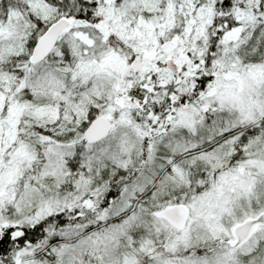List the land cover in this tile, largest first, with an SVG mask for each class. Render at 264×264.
Masks as SVG:
<instances>
[{"label":"rangeland","instance_id":"374dc122","mask_svg":"<svg viewBox=\"0 0 264 264\" xmlns=\"http://www.w3.org/2000/svg\"><path fill=\"white\" fill-rule=\"evenodd\" d=\"M24 1V9L27 15L38 14V16L50 18L52 14L56 12V9L51 8L44 2L37 0ZM97 1L101 3V0ZM143 1L149 6V8L144 10L147 16L151 13L150 7H152V3H155V1ZM143 1L141 2L144 4L145 2ZM198 1L200 2V0ZM212 1L213 0H203L202 7L205 15L199 11L197 14L191 13L190 17H182L183 20H185L184 33L186 35V38L183 37V39L189 40V38L192 37L189 32L193 26V34L196 35L199 41V43L195 42L193 44L194 46L187 49L183 55L175 52V54H173L174 57L166 54L164 56L158 54L157 58H153L152 56V54L156 52L160 51V53H165L164 51L170 50L171 43L169 40L171 41V39L167 33L170 30L171 22H174L173 17L175 16V9L172 1L168 0L167 9L172 8V14L168 13L164 16L163 11L160 15L163 18L152 16V18L150 17L148 19L133 16L124 21L123 18L119 20L117 14L116 19L115 11L112 12L110 18L113 20V23L122 28L121 36L129 43L125 45V47L130 50L128 51V55L124 52L118 53L115 49H109L106 39V36L112 32L109 23L105 24L104 21H101L96 29H92L75 21L74 24L76 27L71 29L69 34L65 35V39L62 40L60 45L57 46L56 44L57 47L55 46L56 48L55 50L53 49L54 51L51 54L53 56L50 55L49 58H45L41 63L33 65L36 66V68L27 67L20 68V70H17L19 69L17 68V73L11 74L10 76L4 73L5 69L3 68L5 64L9 62V58L25 52L24 42L27 33L24 32L26 30L25 24L18 22H23L25 19L24 15L18 14L19 8H17V10L12 9V12L8 13L7 22L4 25L0 23V222L6 221L3 214L1 216V213L9 212L8 207L10 206L11 210H14L10 222H15L14 225L19 222L24 223L26 220H30L36 224L39 222V218L41 219L43 216L53 214L55 210L54 204H57L60 198H62L61 196L64 195L62 185L66 186L62 179V176L66 173L63 168L64 160L72 161L73 158H76L83 162L81 164L82 168L87 167V163L84 161L87 160V157L88 160L91 161L92 168H89L88 183L86 182L90 189H85V180L81 179L82 185L79 186L78 190L82 193L87 191L91 193L97 192L95 189L99 187L103 180H106L109 174H112L116 170L114 168L109 169L112 165L125 170L123 171V174H126L125 176L121 175L122 173L118 175L121 180L130 175L127 166L131 167L134 165L136 167L139 164V155L142 146L140 144V140L142 141V130L138 128L137 123L134 122L131 117L133 110L123 109V106H118L115 100L117 98L118 100L130 99V97L122 95L133 88L134 85L132 80H136L134 72L140 60L148 67L149 61H158L161 59L165 62L168 58L171 59L167 61L174 59L179 63L180 67H177L173 60V64L175 65L173 68L175 71L169 70L173 74L171 75L167 70H164L163 74L167 73V75H170L171 78L167 82H171V84L176 87L188 85V87L191 88V84L197 75L202 76L203 74H209L210 70L208 71V60L206 59L205 52L207 48L206 44H213L211 28L207 30V22L205 26L204 24L198 23V19H201V16L208 17L209 14L211 15V9L204 5ZM106 2L107 0H102V3L106 4ZM135 3L140 4V2L137 1ZM213 4L214 2L212 5ZM112 7L114 6L112 5ZM105 12L106 11H104V13ZM119 16H121V13H119ZM102 23H104V27L101 26ZM186 23L189 25L186 26ZM232 31V38L230 37L229 42H222L219 46H216L217 52V48L219 47L223 53L219 54V60L216 59L215 55V59L212 63L217 68H220V71H216L213 83L207 85L206 90L201 95V97H203L201 103L205 105L203 109L210 112L213 111L212 107L216 105V107H218L217 111H220L219 115L225 119L234 114H246L252 111L253 108H249V111L247 107L249 101L252 102L254 106L255 104L260 106V103L264 101V88L261 90L260 86L261 81L264 80V60L259 63L250 64L251 66L244 67L243 60L239 55L243 50L241 44L242 38L239 34L240 31H235V29H232ZM15 32L17 36L13 34ZM42 34L43 32L39 29L36 30V32H31V35L28 34L31 37L30 40L34 39L32 50L36 42L41 40L40 37H43ZM11 35L14 36L15 39H9ZM19 35L22 37L24 36L23 40L18 38ZM173 39L174 36H172V40ZM194 47L200 49V51H195L196 49H194ZM62 52L70 58V62H72V58L80 59L77 66H75V71L72 69L70 78L63 73L68 71V67L63 65V62H66V60L62 56ZM194 58L197 60L196 62ZM201 61L203 62L200 63ZM54 67H60V70L63 71L59 73L53 69ZM113 68L118 70L119 75L118 77L116 76L117 81L115 80L108 86L110 90L106 89L107 92H105L104 89L102 91V88L106 86V84H104V80L100 78L102 76L98 75L107 70L112 71ZM204 68L206 70L205 73L202 72ZM85 71H87V75L83 74ZM19 76L31 78H27L29 81L27 79L22 80L20 84L13 88L17 84L16 82H19L17 81ZM173 76L176 77L178 84L175 83ZM248 84H250L249 88L247 87ZM245 86L249 92L260 89L262 93L257 96V99L256 97L246 98L247 93L240 97L239 93L240 91H242V93L245 91ZM103 96L105 98V104L99 105L100 102H97L98 105L90 104L95 101L94 98ZM73 97L75 99H73ZM78 97H81L82 100L79 103H77ZM255 100L257 101L253 103ZM236 102H240L239 105H236ZM60 103L64 106L61 107ZM68 103L70 106H68ZM88 103L92 108H96L102 112V114L99 113V116L101 115L113 119L118 127H116L104 141L96 143V145H86V147L89 148L96 146L97 151L84 148L86 152L83 151L76 154L74 147H71L72 145L75 146L73 142L58 145L54 140V135L56 133V128L59 125L64 126V124L68 122L67 118L71 116L73 119L78 117L74 120L76 122H78L80 118L83 122L88 121V123H86L88 126L92 120H90L88 116H80L85 112L84 110ZM189 106L190 108L188 111L192 108L191 104ZM66 113L69 114L68 117L65 115L60 116ZM177 113L180 114L179 112ZM175 122L176 120L173 123ZM81 123L82 121L79 122L80 125H82ZM184 128L191 131L192 134L195 133L191 123H188V121L184 124ZM36 130L40 133L39 135L35 134ZM164 137L157 142L154 141L150 143L148 149L144 151V153H148L146 163L144 164L146 170L157 164L158 153L162 158L166 150L172 151L174 149L172 147L174 135L172 134L167 138L165 135ZM23 138H26L28 141L27 144L23 142ZM37 145L41 148L40 154L34 150ZM58 146L63 147L64 150ZM76 147L78 148V145ZM209 151L210 150H204L200 153L196 152L189 160L185 161H195L197 159L196 161L201 162L217 156V152ZM227 152L228 151H224V153ZM257 152L263 155L262 160H254L250 165L253 164L255 170L262 169V171H257L259 173L254 172L253 180H251L252 177L248 179L243 178V170L242 172L237 171L240 179L234 181L230 178H226V173L222 172L227 170L222 169L219 170L220 173L213 184H204V186L198 188V190L204 193L215 191L218 193L221 191L230 192L234 189L236 192L234 198H236V196L237 198L234 201H229V197L226 199L224 198L223 206H218V209L214 205L213 208L208 206L210 204V201H208L211 197L210 194H201L199 198L202 199V203L208 206L207 209L212 210L213 213H215L216 209L217 213L223 215L227 214V212L231 213V216L225 220L223 219L222 221V218L219 219L224 224H222L223 226L228 225L227 230L230 233L238 224H243L242 222L246 220L244 224L252 222L249 220L259 218L258 214L264 211V148L257 150ZM43 159H47V164L49 165L48 169H45L42 165L39 166L40 161ZM215 160H217V158H215ZM262 164L263 166L259 168ZM178 166V163H173L170 168L172 170L168 173H164L163 177L157 181V184L154 186V191L158 196L164 192V183L168 174L173 173L175 176L180 175L177 173ZM159 167L162 169V166ZM152 169L154 168L152 167L150 171ZM146 170L144 173L141 172L137 175L139 176V181L143 184L140 192L150 186L149 183L151 179L145 175ZM211 170L215 171L216 167L211 168ZM229 173L231 174V172ZM205 188L207 189L205 190L206 192L204 191ZM148 202L154 203L155 200ZM125 203L126 202H124V204ZM232 203V210H230ZM178 204L185 203L169 200L163 205L172 206ZM29 207L30 210L28 211L33 210L36 213L38 212L37 215H32L30 212L27 215L26 208ZM161 207L162 205L159 209ZM195 208H199V205H195ZM61 210H63V208H61ZM29 216L32 217L29 218ZM46 218L48 217H45V219ZM158 221L167 225L166 222L161 219ZM204 226L206 227V224ZM3 227V225L0 226V231ZM10 227L16 228V226L13 225H10ZM260 228L261 227L257 226V224L252 227V229H255L253 236L249 238L251 233L248 235L245 244L242 246L243 249L238 252L242 254L251 252L252 247L255 246L254 241L257 242L264 238V231ZM206 230L209 231L207 227ZM230 239L232 244H229V246L237 247V245H233L235 241L234 238L231 237ZM173 244L176 248H173L171 251L172 253L178 254L180 251L177 247L180 245V241L175 240ZM68 253H70V249L65 245L56 250L54 256L56 258H68L71 256ZM227 253L228 252L225 254ZM24 255L29 256L26 251L24 253H18L19 257ZM157 255L162 254L158 252ZM245 255L248 256L249 254ZM16 256H11V258H16ZM165 257L169 260L174 259V255L169 253L168 256ZM225 258L228 259H223L221 257V261L216 264H264V248L259 253V256H251L248 260L238 261L235 253H231V255ZM127 259L128 258H126L124 263L132 264V261H127ZM210 262L214 263L215 259H212ZM24 264H28V262Z\"/></svg>","mask_w":264,"mask_h":264},{"label":"trees","instance_id":"16d2710c","mask_svg":"<svg viewBox=\"0 0 264 264\" xmlns=\"http://www.w3.org/2000/svg\"><path fill=\"white\" fill-rule=\"evenodd\" d=\"M37 1L46 3L51 8L56 9V12L52 14L50 18H44L38 16V14L27 15L24 9V0H0V23L2 25L7 22L8 13L12 12V9L17 10V8H19L18 14L25 16V19L23 18V22H18L25 24L26 30L24 32L27 34L25 35L26 40L24 42V49L26 50L20 55H14L9 58V62L5 64V67H1L5 69L4 73L9 76L17 73L16 71L20 70V68H36V66L30 64V55L34 39L30 40L31 37L28 34L31 35V32H36L38 29L44 32L52 22L60 17L64 16L74 21L84 20V22L87 23L99 24L101 21H104L105 24L109 23L112 28V32L106 36L109 49H115L118 53L124 52L128 55V51L130 50L126 48L125 45L129 43L124 40L123 36H121L122 28L113 23V20L110 18L112 12L115 11V15H118L119 20L120 18H123L124 21L133 16L148 19L150 17L152 18V16L161 17L160 15L163 11L164 16L168 13L172 14V8L167 9L168 0H154L155 3H152V7H150L151 13L147 16L145 15L144 10L149 8V6H147L146 2L143 0H107L106 4L102 3V0L101 3H98L97 0ZM136 1L140 2V4H136ZM141 1L145 3L143 4ZM171 1L175 9V16L173 17L174 22H171L169 32L164 33H167L169 37L171 36L170 39L172 36L176 37V35L181 37V48L187 50L194 46L193 44L195 42L199 43V41L196 35L193 34V26L189 32L192 37L189 38V40L183 39V37L186 38V35L184 33L185 20H183L182 17H190L191 13L197 14L199 11L205 15L202 7L203 0H200V2L198 0ZM213 2L214 4L212 5ZM112 5L114 7H112ZM204 6H208L211 9V15L209 14L208 17L201 16V19H198V23L203 25L207 22V26H209L214 18L213 27L217 26L220 21L221 25L227 23L229 26L240 28L239 34L242 38L241 44L243 50L241 54L239 53V55L243 60L244 67L251 66L250 64L259 63L264 60V0H213L211 3L208 2ZM104 11L106 12L104 13ZM119 13H121V16H119ZM220 13L222 14V17H220ZM117 15L115 16L116 19ZM187 25L189 24L186 23V26ZM13 34L17 36L16 32ZM23 37L21 35L18 36L20 40H23ZM9 39L15 38L11 35ZM206 46L205 55L208 60V71L210 70L209 74L207 77L199 79L201 80L199 82L197 81L195 83V79L191 84L192 87L196 86V90L199 92L200 97L206 90L209 82L212 81L213 76L216 75V71H220V68H217L212 63L215 59V55L216 59L219 60V54L223 53L220 48H217V52L214 41L213 45L206 44ZM194 49H196L195 51L197 52L200 51V49L195 47ZM62 56L66 60V62H63V65L68 67V71L63 73L70 78V73L72 71L71 65L74 63L76 58H72V62H70V58H68L64 52H62ZM155 58H157V56ZM194 61L196 62L197 60L194 58ZM157 63L163 67L164 71V60L160 59ZM60 67H54L53 69L60 73L63 71L60 70ZM163 73H159L158 76H160V78L152 82V88L150 91L146 86L147 83L144 76L136 80H132L134 85L133 88L135 89L137 97L140 100L148 98L147 109L144 112L149 113L151 111L155 114L165 115L171 112V110H169V101L174 98V95L172 96L171 94L172 91L180 96H183L184 94L188 95L191 90L188 85L176 87L173 86L171 82L168 83L167 81L171 78V76L167 75V73ZM83 74L87 75V71ZM118 75V70L114 68L112 71L107 70L106 72H102L98 75L102 76L100 78H102L104 80V84H106V86L102 88V91L104 89L105 92H107L108 89L110 90L108 86L116 80V76L118 77ZM173 77L175 79V83L178 84L176 77ZM27 78L30 79L31 77L25 78L24 76H19L17 80L19 82H16L17 84L13 88L20 84L22 80ZM249 86L250 84L247 85L248 88ZM247 87L245 86L246 89ZM245 93L246 92L243 91V93L239 96L242 97ZM259 94L260 93L257 92V95ZM246 95L251 94L249 93ZM99 98H94V102L96 103L91 102L90 104L98 105L97 102H100L99 105L105 104L104 96ZM201 98L203 99V97ZM73 99L75 98L73 97ZM77 101V103L81 102V97H78ZM90 104L88 103L89 106L87 105L84 110L85 112H83L80 116H88L89 119L92 120L95 116L99 115V113L102 114V112L96 108H92ZM62 106L64 105L61 104V107ZM68 106H70L69 103ZM176 106L177 112L181 114L182 110L179 105ZM144 112L134 111L131 115L134 122L137 123L138 128L142 130V141L140 140V144L142 146L138 166H127V170L130 172L129 176H126L122 178L123 180H121L118 175L121 173V175H124L123 171L125 170L112 165L109 169L114 168L116 170L112 174H109L106 177V180H103L99 187L95 189L97 192L91 193L87 191L82 193L78 190L79 186L82 185V182L80 181L81 179L85 180V189H90L87 184V179L90 173L89 168H92L91 161H89L87 157V160H84L87 163V167L82 168L81 164L83 162L77 160L76 158H73L72 161L64 160L63 168L66 173L62 176V179L66 186L62 185L64 195L61 196L62 198H60V201H58L57 204H54L55 210L53 214L43 216L41 219L39 218V222L36 224L30 220H26L24 223L19 222L14 225L15 222H10L11 217H13L12 214L14 213V210H11V206L8 207L9 212L1 213V216L3 214L6 221H1L0 226L7 225L10 227V225H13L16 226V228H6V230L3 227L0 231V264H13L10 259L11 256H18V253H24L25 251L29 254V256L24 255V257L36 258V260L28 261V264H38L40 262H43L44 264H82L84 262H82L80 258L83 257H96L106 264H126L124 263L126 258H128L127 261H132V264H216L221 261V257L223 259H228L225 258L227 255L223 254L225 251L223 248V240H227V238H225V234L220 236L221 234L218 232L220 231L219 229L228 231V225L223 226L224 224L222 221L223 219L225 220L230 217L231 213L227 212L225 215L217 213V209L219 208L218 206L220 205L214 199L215 194L218 192L204 193L198 190V188H201L204 184H213L216 180L215 176H218L220 173L219 170H228L231 171V175H234L238 166L246 169V165H249L252 161L257 159L262 160L263 155L257 152L256 149H253V152L250 154L253 158L251 161L249 160L250 162L248 161L246 165L243 160L238 158L239 152L237 147L240 145V136L233 134L236 130H232L233 128H230V130L227 128L220 130L218 127L214 126L216 125L214 119H217L216 116L220 114V111L216 110L204 112V110H201L200 105L192 104L191 110L185 112V115L186 121H188L190 117L193 119L191 126L195 130L194 134L184 128V126L181 125L182 123L180 120L178 121L173 119L167 125L168 127L166 126L167 128L165 132L161 131L160 134L155 133L157 136L150 141H147L146 137L149 133V129L150 132L153 131V121H148V116L144 117L142 115ZM256 112L260 113L259 115L262 113L260 109ZM64 115L68 117L69 114H61L60 116ZM213 117V121L215 123L214 125L213 123H204L207 118L212 119ZM77 118L78 117H75V119H73L72 116L68 117V122L64 124V126L59 125L56 128L54 140L58 145L73 142L75 146L72 145L71 147H74L76 154L83 151L86 152L84 148L97 151L96 146L91 148L86 147L88 143L83 137V132L88 121L83 122L81 118L78 122L74 121ZM197 119L201 120L200 123L196 122ZM175 120L176 122L173 123ZM80 121H82V125L79 124ZM156 126H159V131L162 127H164L163 123ZM254 131L255 129L253 132ZM35 134L39 135L40 133L36 130ZM172 134L174 135V139L172 141V147L174 149L172 151L166 150V153L162 158L157 152V164L152 166L154 169L150 171L151 167L146 170L144 164L146 163L148 153H144V151L148 149L150 143L159 141L165 135L167 138ZM22 140L26 144L28 143L26 138H23ZM77 145L78 148L76 147ZM35 148L36 149L34 150L40 154L41 148L38 145ZM61 149L64 150L63 147H61ZM204 150H210L209 152L215 151L217 152V156L201 162L196 161L197 159L195 161H185L189 160L194 153H200ZM224 151L228 152L224 153ZM243 154L244 153H241V155ZM215 158H217V160H215ZM231 161L233 163H231ZM173 163L179 164L177 173L180 175L175 176L173 173L168 174L164 183V192L158 196V194L154 191V186L157 184V181L163 177L164 173H168L172 170L170 168ZM263 164L260 165L259 168L263 166ZM40 165H42L45 169L49 168L47 159L40 161L39 166ZM159 166H162V169H160ZM213 167H216L215 171L211 170ZM145 170V175L151 179V182L149 183L150 186L148 188H145L144 191L140 192L143 184L139 181V176L137 175L141 172L144 173ZM259 170L262 171V169ZM259 170H255L254 165L251 164V180L254 179L253 173ZM205 190L207 189L205 188L204 191ZM222 192L223 191L220 193ZM201 194H210L211 197L208 200L210 201V204L208 203V206L213 208L214 205L217 208L215 213H213L212 210H208V206L202 203V199H199ZM88 199H91L94 202L102 203V205H98L99 214L94 216L91 222L74 224L71 220L65 219L69 215H73H71V211L73 209H82V213L89 216L90 213L85 211L83 206V202ZM153 200H155L154 203L148 202ZM169 200L183 202L191 208L192 224L187 232L183 233L171 229L164 223L163 225L160 221H158L159 219L156 218L155 212L160 210L164 206L163 204ZM124 202L126 203L124 204ZM193 203L195 205H199V208H195ZM161 205L162 207L159 209ZM61 208H63V210H61ZM28 210H30V207L26 208L27 215L29 212L32 215H37L38 213L33 210ZM230 210H232V207ZM30 217L32 216H29V218ZM45 217L48 218L45 219ZM221 218L222 221L219 220ZM204 223L209 231L206 230ZM220 224H223V227ZM18 231L22 232V236L19 238H13L12 236L14 232H17L18 235H20ZM175 240L180 241V245L177 247L180 251L178 254L174 252L172 253L171 251L173 248H176L173 244ZM254 242L255 246L252 247V251L245 253L250 254L248 257L247 255L238 252L241 249L231 253H235L238 261L248 260L251 256H259V253L264 248V238ZM65 245L68 249H70V253L68 254L71 256L68 255L70 256L68 258H56L54 256V252ZM158 252L162 255H157ZM168 253L174 255V259H172L174 262L165 257L168 256ZM212 259H215L214 263L210 262ZM39 260L40 262H37ZM101 261H94V264H104Z\"/></svg>","mask_w":264,"mask_h":264},{"label":"flooded vegetation","instance_id":"af4514ba","mask_svg":"<svg viewBox=\"0 0 264 264\" xmlns=\"http://www.w3.org/2000/svg\"><path fill=\"white\" fill-rule=\"evenodd\" d=\"M220 17H222L221 13H220ZM213 19H212V22L210 23V25L208 26L207 30L209 28H211L212 40L215 42L216 46H219L222 42L223 43H227V42L230 41V37L232 38V33H233L232 29H235V31L236 30L240 31V28L229 26L227 23L221 25L220 21H219V24L217 26L213 27L214 26V20ZM77 22L85 24L88 27H91L93 29H96L97 25H98L96 23L84 22V20H78ZM101 26L104 27L103 25H101ZM75 27H76V25H75ZM169 42L171 43V46L169 48L170 50L169 51L166 50L167 52L164 51L165 53H163V52L160 53V51H159L158 54H161V56H164L165 54L173 56V54H175V52L180 53L181 55L185 54L186 50L181 48V44L182 43H181V39H180L179 36H177V35H176V37L174 36V39L172 40V38H171V41L169 40ZM158 54H157V52L152 54L153 58L158 56ZM168 59H171V58H168ZM167 60L164 62V70H167V72H169L172 75V73L168 70V68L166 66ZM79 61H80V59L76 58L74 63L71 65L72 69L74 71H75V66H77V63ZM174 62L176 63L177 67H180L179 63H177L175 60H174ZM202 62L203 61H201L200 63H202ZM163 72H164L163 71V67L160 66V64H158L157 61H155V60L154 61H149V65H148V67H146L145 64L140 60L139 61V65L137 66L134 74H135L136 79L141 78V77L144 76V78L146 80V83H147L146 86L149 88V91H150V89L152 88L151 87L152 82L154 80H158L160 78V76H158L159 73H163ZM202 72H204V73L206 72L205 68L202 69ZM207 76H208V73L205 74V75L203 74L202 76H198L197 75L195 77V79H196L195 83L197 81L198 82L201 81L199 79H201L202 77H207ZM215 76H213V78ZM212 83H213V79H212V81L209 82L208 85H210ZM263 83H264V80L261 81V85H260L261 89L264 88ZM245 92L247 94H249V93L251 94V95H246V98L247 97L248 98L255 97L257 95V92L258 93H262L260 89H257L254 92H249L246 88H245ZM241 93H242V91H240L239 94H241ZM171 94H172V96L174 95V98L169 101V110H171V112H169V113H167L165 115L155 114V113H153L151 111L149 113L148 112H144L147 109V104H148L147 100H148V98H143L142 100H140L137 97V95L135 94V89L134 88H132L131 90L127 91L126 94L122 95V96H128L130 98H133L135 100V102L138 104L137 108L134 111H140V112L143 111L144 113H142V115L144 117L148 116V118H147L148 121H153V124H152L153 125L152 126L153 131L150 132V129H149V133H148V135L146 137L147 141H150L151 139H153L155 136H157V134H160L161 131L165 132L166 128L168 127L167 125L173 119H176L178 121L180 120L181 123H182L181 125L184 126V124H186V122H187L186 121V115H185L186 113L185 112H188V109L190 108V106H189L190 104L191 105L192 104L200 105V108L202 110H204L203 108H204L205 105L203 103H201L202 98L199 96V92H197L196 86L191 87V90H190L188 95L184 94L183 96H180V95L174 93L173 91L171 92ZM257 96H256V99H257ZM115 101L118 104V106H121L118 103V98ZM256 101L257 100H255L253 103H255ZM239 103L236 102L235 104L239 105ZM176 105H179L180 109L182 110L181 114H177V106ZM247 107H248V110H249V108H253V110L252 111L249 110L250 112H248L246 114L245 113L234 114V115H232L231 117H229L227 119L223 118L221 115H218V116H216L217 119H214V117L212 119L207 118L205 120V122H204L206 124L213 123V125L216 123V125H214V126L218 127L220 130H223L225 128H227L228 130H230V128H233L232 130H234V129L236 130L235 133H233V134L240 136V139H239L240 145L237 147L238 152H239V157L238 158L240 160H243V162H245V165L247 164V162L249 160L251 161V159L253 158L252 155H250L251 152H253V149H256V151H257L259 149L264 148V101H263V103L262 102L260 103V106H258V105L253 106L252 102L249 101V104H248ZM217 108L218 107L213 106L212 110L216 111ZM258 109L261 110V112H262L261 115H259L260 113L256 112ZM134 111H132L131 115L133 114ZM204 112H206V111L204 110ZM213 119H214L215 123H214ZM111 120L113 121V119H111ZM192 121H193V119L190 117V119L188 120V123H192ZM200 121H201L200 119L196 120L197 123H200ZM160 123H163L164 127H162L161 130L159 131V129H158L159 126H156V125H158ZM258 124H259V126H258ZM254 129H255V131L253 132ZM155 133H157V134H155ZM109 135L106 138H108ZM105 139H103V140H105ZM102 141H100V142H102ZM241 153H244V154L241 155ZM231 163H233V162L231 161ZM243 170H244L243 176H242L243 178L248 179L249 177H252L250 163H249V165H246V169H243L241 166H238L236 168L235 175H231L229 173L231 171H228V170L225 171L224 173H226V175H225L226 178H230V179H232L234 181H237V180L240 179V176L237 173V171L238 172H242ZM215 177H217V176H215ZM203 195H205V194H203ZM235 195H236V192L234 191V189H232V191H230V192H222V193L215 194V199L214 200H216L219 203L220 206H223V201L227 197H229L228 198L229 201L230 200L234 201L237 198V196H236V198H234ZM99 204L102 205V203L94 202L91 199L85 200L83 202V206H84V210L88 211L90 213L89 216L88 215H84L82 213V211H81L82 209H73L71 211V215L72 214L73 215L72 216L69 215L65 219L71 220L72 223H74V224L75 223H81V222L89 223V222L92 221V218L94 216H97L99 214V212H98V205ZM232 206H233V203H232L231 207ZM244 223L243 224H238L237 226H235L231 233L229 231H223V230H220L218 232L219 234H221L220 236H223L225 234V238H227V240H223L224 241L223 242V248L226 247L225 251L223 252V254L228 252L226 255L229 256V255H231V252H233L234 250L237 251L239 249H243L242 246L245 244L246 238L248 237V235L251 233V235L249 236V238H250V237L253 236V233L255 232L254 231L255 229H252V227H254L255 224H257V226H260L261 227L260 229L262 231H264V211L259 215V218H255L254 221H252V222H249V223H246V224H244ZM190 225H188V222H187V224L185 225L183 230H181V232H183V233L187 232V230L190 228ZM4 228L6 229V228H11V227L4 226ZM18 232H19L20 235H18L17 232H14L12 237L13 238L21 237L22 236V232L21 231H18ZM231 237H233L234 240H235L233 245H237V247H233L231 245L229 246V244H232L231 239H230ZM150 244H151V242H150ZM224 245H225V247H224ZM10 259H11V262L13 264H24L25 262H28V261H31V260H36V258H28V257H24V256H22V257L16 256V258L12 257ZM80 260L82 262H84L82 264H94V261H101L100 259H97L96 257L95 258L83 257V258H80ZM37 262H40V260L37 261ZM101 262H103V261H101ZM38 264H44V263L40 262ZM104 264H106V263H104Z\"/></svg>","mask_w":264,"mask_h":264},{"label":"water","instance_id":"95a60500","mask_svg":"<svg viewBox=\"0 0 264 264\" xmlns=\"http://www.w3.org/2000/svg\"><path fill=\"white\" fill-rule=\"evenodd\" d=\"M70 27V21L61 19L41 38L35 47L31 61L34 64L41 62L54 48L60 34ZM114 128L109 120L99 117L93 121L85 133L88 141L96 142L104 138L108 132ZM165 218L172 226L182 229L186 219V209L183 206L168 207L159 214Z\"/></svg>","mask_w":264,"mask_h":264},{"label":"bare ground","instance_id":"6f19581e","mask_svg":"<svg viewBox=\"0 0 264 264\" xmlns=\"http://www.w3.org/2000/svg\"><path fill=\"white\" fill-rule=\"evenodd\" d=\"M55 24L52 22L49 26H48V28L45 30L46 32H48V29L49 28H52L53 26H54ZM67 34H69V31H63L61 34H60V39L58 40V42H57V46L58 45H60V43L62 42V40L63 39H65L64 37H65V35H67ZM40 39H41V37H40ZM50 56L49 55H47L45 58H49ZM31 64L32 65H34V63L31 61Z\"/></svg>","mask_w":264,"mask_h":264}]
</instances>
